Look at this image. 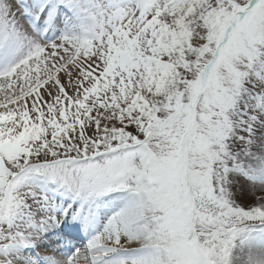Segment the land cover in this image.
<instances>
[{
  "label": "snow or ice",
  "instance_id": "1",
  "mask_svg": "<svg viewBox=\"0 0 264 264\" xmlns=\"http://www.w3.org/2000/svg\"><path fill=\"white\" fill-rule=\"evenodd\" d=\"M0 264H264V0H0Z\"/></svg>",
  "mask_w": 264,
  "mask_h": 264
}]
</instances>
